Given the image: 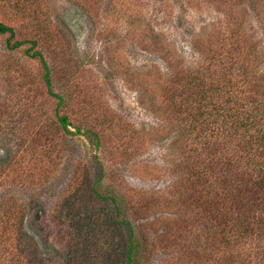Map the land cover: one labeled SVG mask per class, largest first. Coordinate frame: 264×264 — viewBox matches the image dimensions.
<instances>
[{"label":"rangeland","instance_id":"rangeland-1","mask_svg":"<svg viewBox=\"0 0 264 264\" xmlns=\"http://www.w3.org/2000/svg\"><path fill=\"white\" fill-rule=\"evenodd\" d=\"M0 22L36 40L62 98L45 91L27 44L9 51L0 34V201L28 204L30 252L42 264H124L127 220L137 264L201 259L163 87L233 30L264 72V0H0Z\"/></svg>","mask_w":264,"mask_h":264},{"label":"trees","instance_id":"trees-1","mask_svg":"<svg viewBox=\"0 0 264 264\" xmlns=\"http://www.w3.org/2000/svg\"><path fill=\"white\" fill-rule=\"evenodd\" d=\"M0 34L9 51L27 44L24 55L38 60L41 83L60 104L36 40L17 38L13 27L1 22ZM229 36L209 44L194 68L173 75L162 92L167 109L176 112L170 127L180 156L176 166L183 173L176 185L188 207L191 197L197 201L189 222L205 244L201 259L197 253L191 264H264V72L250 69L254 44L234 30ZM55 120L67 131L66 115L55 111ZM27 206L10 197L0 201V264H42L30 252ZM124 224V264H137L139 241L133 225Z\"/></svg>","mask_w":264,"mask_h":264}]
</instances>
